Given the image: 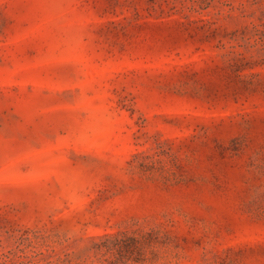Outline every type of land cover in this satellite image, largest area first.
I'll return each instance as SVG.
<instances>
[{"label":"rangeland","instance_id":"1","mask_svg":"<svg viewBox=\"0 0 264 264\" xmlns=\"http://www.w3.org/2000/svg\"><path fill=\"white\" fill-rule=\"evenodd\" d=\"M0 264H264V0H0Z\"/></svg>","mask_w":264,"mask_h":264},{"label":"trees","instance_id":"2","mask_svg":"<svg viewBox=\"0 0 264 264\" xmlns=\"http://www.w3.org/2000/svg\"><path fill=\"white\" fill-rule=\"evenodd\" d=\"M132 240H133V243L137 241V239L135 237H132Z\"/></svg>","mask_w":264,"mask_h":264}]
</instances>
